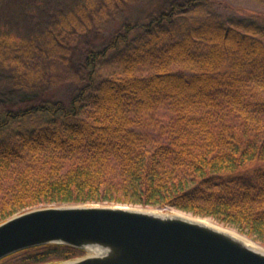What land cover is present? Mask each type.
Segmentation results:
<instances>
[{
	"label": "trees",
	"instance_id": "1",
	"mask_svg": "<svg viewBox=\"0 0 264 264\" xmlns=\"http://www.w3.org/2000/svg\"><path fill=\"white\" fill-rule=\"evenodd\" d=\"M232 10L168 0L78 53L67 102L0 109V222L51 204H129L211 218L264 246V12ZM19 39L0 26V46ZM83 254L47 244L0 264Z\"/></svg>",
	"mask_w": 264,
	"mask_h": 264
},
{
	"label": "water",
	"instance_id": "2",
	"mask_svg": "<svg viewBox=\"0 0 264 264\" xmlns=\"http://www.w3.org/2000/svg\"><path fill=\"white\" fill-rule=\"evenodd\" d=\"M161 210L108 203L34 207L0 222V260L56 244L85 254L50 264H264V251L205 218Z\"/></svg>",
	"mask_w": 264,
	"mask_h": 264
},
{
	"label": "rangeland",
	"instance_id": "3",
	"mask_svg": "<svg viewBox=\"0 0 264 264\" xmlns=\"http://www.w3.org/2000/svg\"><path fill=\"white\" fill-rule=\"evenodd\" d=\"M227 1L234 7L230 11L232 13H239L235 8L264 12V6L252 0ZM167 2L3 0L0 5V26L7 27L20 39L16 43L0 46V109L17 108L44 99L67 102L78 84L75 71L78 53L90 42L94 45L101 43V37L109 36L119 23L139 21L163 10ZM166 210L176 209L165 208L161 211ZM205 219L240 233L231 226L211 218Z\"/></svg>",
	"mask_w": 264,
	"mask_h": 264
},
{
	"label": "bare ground",
	"instance_id": "4",
	"mask_svg": "<svg viewBox=\"0 0 264 264\" xmlns=\"http://www.w3.org/2000/svg\"><path fill=\"white\" fill-rule=\"evenodd\" d=\"M177 212V211H176ZM184 215H187L188 217H192V215H189V214H186V213H183V212H180ZM197 219H200V218H197ZM201 221L205 222V223H208L210 225H215V226H218L219 228L229 232L230 234H232L233 236H235L236 238L238 239H241L243 242H245L249 247H252L254 249H259L261 251H264L263 248H261L257 243L253 242L251 239L247 238L246 236L244 235H241L240 233L236 232L235 230L233 229H230V228H226V227H223L217 223H215L214 221L210 220V219H200Z\"/></svg>",
	"mask_w": 264,
	"mask_h": 264
},
{
	"label": "flooded vegetation",
	"instance_id": "5",
	"mask_svg": "<svg viewBox=\"0 0 264 264\" xmlns=\"http://www.w3.org/2000/svg\"><path fill=\"white\" fill-rule=\"evenodd\" d=\"M83 256V255H82ZM82 256H79V257H82ZM76 258H78V257H76Z\"/></svg>",
	"mask_w": 264,
	"mask_h": 264
}]
</instances>
